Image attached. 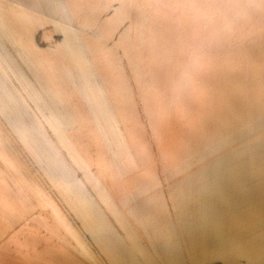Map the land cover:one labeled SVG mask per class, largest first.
<instances>
[{
  "label": "bare ground",
  "instance_id": "bare-ground-1",
  "mask_svg": "<svg viewBox=\"0 0 264 264\" xmlns=\"http://www.w3.org/2000/svg\"><path fill=\"white\" fill-rule=\"evenodd\" d=\"M0 264H264V0H0Z\"/></svg>",
  "mask_w": 264,
  "mask_h": 264
}]
</instances>
